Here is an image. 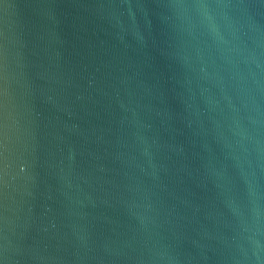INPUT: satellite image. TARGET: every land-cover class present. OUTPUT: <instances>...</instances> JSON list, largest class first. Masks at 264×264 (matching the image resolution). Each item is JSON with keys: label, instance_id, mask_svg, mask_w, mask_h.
Masks as SVG:
<instances>
[{"label": "water", "instance_id": "95a60500", "mask_svg": "<svg viewBox=\"0 0 264 264\" xmlns=\"http://www.w3.org/2000/svg\"><path fill=\"white\" fill-rule=\"evenodd\" d=\"M0 264H264V0H0Z\"/></svg>", "mask_w": 264, "mask_h": 264}]
</instances>
